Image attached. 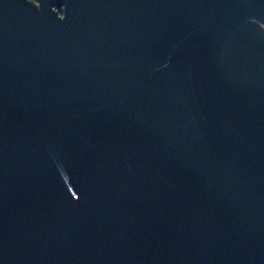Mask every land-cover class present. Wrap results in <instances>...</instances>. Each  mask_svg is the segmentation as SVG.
I'll return each mask as SVG.
<instances>
[{"label": "water", "instance_id": "water-1", "mask_svg": "<svg viewBox=\"0 0 264 264\" xmlns=\"http://www.w3.org/2000/svg\"><path fill=\"white\" fill-rule=\"evenodd\" d=\"M0 264H264V0H0Z\"/></svg>", "mask_w": 264, "mask_h": 264}]
</instances>
